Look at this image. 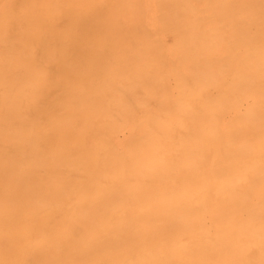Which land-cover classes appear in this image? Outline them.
<instances>
[{
  "label": "bare ground",
  "instance_id": "bare-ground-1",
  "mask_svg": "<svg viewBox=\"0 0 264 264\" xmlns=\"http://www.w3.org/2000/svg\"><path fill=\"white\" fill-rule=\"evenodd\" d=\"M0 264H264V0H0Z\"/></svg>",
  "mask_w": 264,
  "mask_h": 264
}]
</instances>
